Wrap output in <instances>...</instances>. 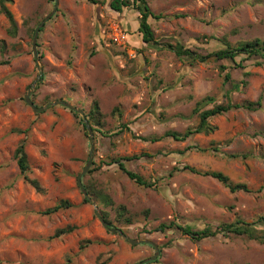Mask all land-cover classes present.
<instances>
[{"label":"rangeland","instance_id":"1","mask_svg":"<svg viewBox=\"0 0 264 264\" xmlns=\"http://www.w3.org/2000/svg\"><path fill=\"white\" fill-rule=\"evenodd\" d=\"M10 1L15 35L0 14V264H138L155 254L154 247L130 245L101 225L76 181L87 163L81 182L98 212L114 230L158 249L156 259L143 264H264V244L255 241L232 235L192 241L176 229L156 230L170 221L198 230L264 216V58L242 54L233 62L191 63L164 47L179 44L207 55L222 49V41L231 47L264 42V0H151L150 10L162 16L148 19L153 47L142 41L132 8L115 12L108 2L89 0H58L56 6ZM46 17L35 58L33 34ZM38 75L30 93L36 107L62 100L87 115L98 103L101 125L88 122L91 153L79 114L61 105L35 113L25 103ZM259 96L254 111L211 117L208 133L185 141L164 137L194 129L201 111ZM206 97L213 100L197 106ZM21 144L25 174L14 155ZM115 159L152 187L135 184L110 164ZM184 166L221 172L251 192L231 193ZM60 202L69 207L42 214ZM67 228L71 232L52 238Z\"/></svg>","mask_w":264,"mask_h":264},{"label":"trees","instance_id":"2","mask_svg":"<svg viewBox=\"0 0 264 264\" xmlns=\"http://www.w3.org/2000/svg\"><path fill=\"white\" fill-rule=\"evenodd\" d=\"M89 1L93 4L98 2H102V3L108 2L109 8L115 12H121L124 8H132L136 10L137 13L139 14L138 32L141 34L142 41L150 47L157 45L154 39L153 31L148 22V19L153 18L154 20H158L162 18V16L160 14H154L150 10L148 3L151 0H89ZM9 2L11 1L0 0V14H3L6 17L9 25L7 33L10 36H13L16 33L17 24L13 18L12 13L8 9L7 4ZM222 45L224 46L222 49L215 51L214 53H209L207 55H201L189 49H184L179 44H176L175 46L168 44L164 47L171 50L176 55L177 58L182 60H187L191 63L194 62L203 63L206 62V60H208L209 58H213L216 60H229L233 62L237 56L242 54L252 59L264 58V42H260L257 39L238 43L236 47H231L230 44L225 43L224 41H222ZM3 48H4V44L3 42H0V50H3ZM4 63H5L4 61H1L0 64H4ZM222 68L223 67H221V69ZM245 74L247 75L248 73ZM225 80L226 81L229 80L228 74L225 75ZM236 88L238 89V87ZM212 100H213L212 98L206 97L203 100L197 102V106L201 105L203 102L206 101L211 102ZM260 104H261V96H259L255 101H245L243 103H232L230 102V100H228L227 104L225 105H215L214 107L208 110L201 111L198 115L199 123L194 129H188L184 133L166 132L164 134V137H170L176 141H185L194 134L208 133L212 131L214 127H212L209 124V119L211 117L222 115L230 110H235L240 108L249 111H254L259 108ZM73 115L79 116L75 112L73 113ZM85 117L88 120V122H93L92 124L96 126L101 125L100 118L102 117V114L100 112L98 103L96 101L92 103L91 110L89 114L85 115ZM83 127L85 128L84 125ZM160 138L153 137L149 140L157 141ZM194 148L198 149L197 147ZM14 155L17 160V165L20 170V173L25 174L26 171L28 170V163H27V157L24 151V147L22 144L17 147ZM135 158L136 157L133 156L130 158H125L124 160L131 161L134 160ZM110 164H117L120 170H122L125 173V175L138 186L145 188L152 187L151 182H147L138 174L127 170L124 164L121 163L118 159L112 160ZM181 170L191 174L215 179L223 186H225L231 193L238 191H242L245 193L251 192L245 184L232 183L226 175L218 171H202V170H197L190 166H184ZM83 188L85 189L88 195L91 194L86 187L83 186ZM84 202H88V201L84 198ZM67 207H69L67 202H60L57 205L53 206L52 208L44 211L42 214L43 215L52 214L59 211L62 208H67ZM99 215L108 224L110 228H113L112 224L107 220L106 213L99 212ZM171 229L173 230L176 229L180 231L183 235L188 236L192 241H200L207 238H214L217 235H221L223 237L232 235L235 237H242L247 240L264 244V216H260L256 220H252V221H246L242 218L237 217L232 222L221 223L215 228H212L211 226H205L204 228L198 230H194L189 226H182L176 223L175 221H170L168 223L159 224L156 230L159 232H164L165 230H171ZM71 230H72L71 228L58 229L56 230L52 238H57L63 234L69 233L71 232Z\"/></svg>","mask_w":264,"mask_h":264},{"label":"water","instance_id":"3","mask_svg":"<svg viewBox=\"0 0 264 264\" xmlns=\"http://www.w3.org/2000/svg\"><path fill=\"white\" fill-rule=\"evenodd\" d=\"M58 3V0H54V4L55 6L57 5ZM52 14V13H51ZM50 16V15H49ZM49 17H46L42 22L39 23V25L37 26V28L35 29L34 31V34H33V38H32V48H33V56L36 58L37 54H36V50H35V44H36V39H37V34H38V31L43 27L45 21L48 19ZM40 75H38V77L33 81V83L31 84L30 86V89L27 91L26 95L24 96V101L25 103L31 108V110L35 113H41L43 112L48 106H54V105H61L62 107L68 109L69 111L71 112H75L77 114H79L83 120V124L86 128V130L88 131V134H89V139H90V153L92 151V141H93V138H92V132H91V128L88 124V121L83 113L82 110L70 105L69 103L65 102V101H62V100H57V101H54L52 103H49L43 107H36V105L34 104V102L30 99V93H31V90L32 88L34 87L37 79L39 78ZM89 166V163L86 164V166L84 167L83 171L77 176V185L79 186L80 188V191L82 193V195L84 196V198L92 204L93 208H94V214L95 216L98 218V220L100 221L101 225L109 232L113 233V234H120L121 237L128 241V243L130 245H138V244H147L151 247H154L155 249V254L150 257L148 260L146 261H141L139 262L138 264H143L144 262H150V261H154L156 259V257L159 255V251L158 249L150 242V241H145V240H136V239H130L129 237H127L125 234H123L121 231L119 230H114L113 228H110L108 226V224L100 217L99 215V212H98V209H97V206L93 203V201L91 200L90 196L86 193L85 189L83 188L82 186V182H81V176L83 173L86 172L87 168Z\"/></svg>","mask_w":264,"mask_h":264}]
</instances>
